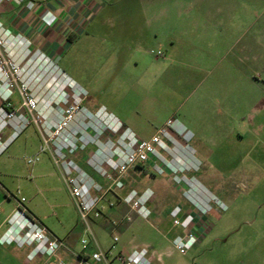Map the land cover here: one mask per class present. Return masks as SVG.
<instances>
[{"label": "rangeland", "instance_id": "obj_1", "mask_svg": "<svg viewBox=\"0 0 264 264\" xmlns=\"http://www.w3.org/2000/svg\"><path fill=\"white\" fill-rule=\"evenodd\" d=\"M85 1L91 17L58 60L46 55L44 41L36 40L28 23H21L31 12L28 2L0 0V22L12 36L21 34L31 43V54H45L54 70L59 67L86 93L85 115L103 108L152 149L147 163L126 174L120 192L152 189L150 220L116 202L93 223L100 247L107 251L114 246L117 255L144 245L153 254L152 264H264V114L255 111L253 89H237L230 73L214 78L215 69L236 62L237 9L228 11L227 43L215 47V32L207 29L206 18L208 11L216 16L215 7L209 9L208 4L220 0ZM167 2H178L182 13L175 26L178 43L170 53V25L147 23L160 16V6ZM192 40L195 47L187 43ZM8 48L17 50L13 44ZM35 61L36 78L57 81L51 91L57 89L58 73L45 76L49 64ZM13 100L19 106L17 94ZM93 122L101 132L102 124ZM120 136L113 137L117 146ZM107 139L101 137L103 142ZM42 145L37 128L30 125L0 157V200H5L0 205V236L14 213L15 204L6 197L11 194L24 198L34 215L81 251V240L91 239L50 155L41 154L35 166L27 164ZM87 155L89 150L77 161L101 182L87 167ZM177 206L183 208V218L195 216L198 231L204 229L186 254L173 245V239L183 235L171 217ZM114 237L119 239L116 244ZM8 250L0 248V264L17 260Z\"/></svg>", "mask_w": 264, "mask_h": 264}, {"label": "built area", "instance_id": "obj_2", "mask_svg": "<svg viewBox=\"0 0 264 264\" xmlns=\"http://www.w3.org/2000/svg\"><path fill=\"white\" fill-rule=\"evenodd\" d=\"M19 1L28 2L29 10L35 7V0ZM9 44L15 45L17 50L7 49ZM30 47L31 43L24 36H12L0 22V156L28 126L37 128L43 145L39 154L26 159L27 164L35 166L41 154L50 155L67 187L84 233L91 239L90 242L83 238V251L76 253L68 250L72 258L69 261L59 260L57 264H152L153 254H150L147 246H135L128 252L120 251L115 255L114 246L107 251L100 247L93 230L94 221L113 209L116 202L127 206L140 219L150 220L151 204L155 200L152 189L120 192L125 188L126 174L137 164L147 163L152 149L103 108L98 109L96 114L88 112V116L85 115L82 104L86 100V93L59 67L56 66L54 70V63L45 54L39 51L31 54ZM34 60L49 64L48 70L43 72L45 76L51 71L50 77L58 73L60 81L56 85L57 89L51 91L53 80L42 87L44 82L35 76L39 70L37 65L33 66ZM15 94L19 98V106L14 103ZM99 117L104 119L103 122ZM90 118L102 124L101 132L97 130L98 124L88 121ZM119 134L120 143L117 146L113 137ZM102 136L108 138L107 141L103 142ZM88 150L85 163L101 182L77 161ZM14 198L17 207L8 219L9 227L0 236L1 245L30 248V260L38 257L54 258L61 250L67 249L31 214L24 198ZM182 214L181 206L171 212L174 224L183 230V235L173 239V245L181 254H186L201 240L204 229L198 231L193 226L195 216L192 213L184 218ZM14 219L21 221L16 231L11 225ZM92 242L94 245H91ZM118 242V237H114V243ZM90 245L93 249L89 248Z\"/></svg>", "mask_w": 264, "mask_h": 264}, {"label": "crops", "instance_id": "obj_3", "mask_svg": "<svg viewBox=\"0 0 264 264\" xmlns=\"http://www.w3.org/2000/svg\"><path fill=\"white\" fill-rule=\"evenodd\" d=\"M213 6L216 9V16H213L214 14L211 11H208L209 18H206V22H208L207 29L215 32V47L224 46L225 43H227L229 33L228 11L230 8L237 9V16L235 17L237 28V39L235 42L237 49L236 62L231 66H223L215 69L214 73L217 76L215 75L214 78L218 81L217 78H221L225 74L230 73L233 76L235 87L237 89H253L255 91V96L253 97L252 102L255 105V111L259 115H263L264 0H255L253 3H250V1L247 3H244V1L230 3L227 0H220L215 4H208L209 9L213 8ZM160 7L162 9L160 11V16H157L154 19H148L147 23L150 25L152 23L158 24L161 22L165 23L164 25H170V29H172L167 40V50L170 53L178 43L175 30L181 23V20L178 19L182 18V13L177 11L180 7L178 2H167L162 4ZM89 8L90 6H88V3L85 0H35V7L31 10V12L26 14L28 16L23 18L21 23H28V30L32 31L36 40L44 41L46 45L45 54L58 60L65 45L72 41V38L77 33L82 32L83 25H85L87 20L91 17V14H88ZM246 8L247 14H244L243 12ZM250 9H252V11H250ZM198 20L199 18L196 17L193 21L196 24ZM34 27L35 29H32ZM187 43L193 47L197 44L195 40H192L191 42L188 41ZM215 54H217V52ZM240 97L243 98L244 95L241 94ZM4 153H2L1 156H3ZM4 192L6 194L7 191L4 190ZM6 197L8 201L14 202L15 207L13 211H15L17 203L14 196L8 194ZM4 201L5 200H0V205H2ZM31 214L35 216L54 237L61 240L67 249L61 250L58 256L54 258L48 259L45 257H38L30 260L28 258L31 251L30 248L21 249L16 246H3L0 244L1 249L7 247L10 254H16L17 260L14 261L13 264H57L59 260L69 261L71 259V255L68 250L76 253H81L83 251V249L81 251H76L70 240H63L36 215L32 212ZM26 250L27 253L25 255L23 254V257H21V251L25 253L24 251ZM121 251L126 250L122 249Z\"/></svg>", "mask_w": 264, "mask_h": 264}, {"label": "bare ground", "instance_id": "obj_4", "mask_svg": "<svg viewBox=\"0 0 264 264\" xmlns=\"http://www.w3.org/2000/svg\"><path fill=\"white\" fill-rule=\"evenodd\" d=\"M47 82L48 81H45L43 84V86L42 87H44L46 84H47ZM52 82H54V83H52V84H55V81H52ZM59 92V91H58ZM98 118V117H97ZM100 118V120L103 122V118L102 117H99ZM107 123H109L108 121H107ZM11 225H14V231H16L19 227H20V225H21V221L19 220V219H14L12 222H11ZM11 235H13V234H11ZM11 237V236H10Z\"/></svg>", "mask_w": 264, "mask_h": 264}]
</instances>
